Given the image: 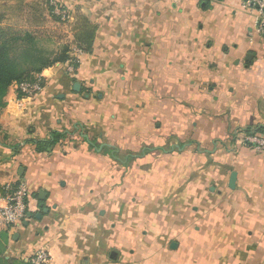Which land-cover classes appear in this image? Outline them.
I'll use <instances>...</instances> for the list:
<instances>
[{
    "label": "crops",
    "instance_id": "obj_1",
    "mask_svg": "<svg viewBox=\"0 0 264 264\" xmlns=\"http://www.w3.org/2000/svg\"><path fill=\"white\" fill-rule=\"evenodd\" d=\"M55 2L96 25V40L89 54L73 49L76 69L36 77L43 91L23 108L9 88L0 211L7 187L31 197L21 227L0 221V264L40 249L51 264H264V152L241 143L264 130L263 9Z\"/></svg>",
    "mask_w": 264,
    "mask_h": 264
},
{
    "label": "trees",
    "instance_id": "obj_2",
    "mask_svg": "<svg viewBox=\"0 0 264 264\" xmlns=\"http://www.w3.org/2000/svg\"><path fill=\"white\" fill-rule=\"evenodd\" d=\"M51 2V13L59 21L61 16L55 14L57 5L60 12L69 13L60 4L53 6ZM0 3H14L12 7L14 9L26 6L25 0H0ZM77 18L79 22H76L73 28L75 49L81 54H89L94 47L97 27L82 14ZM2 23L3 17L0 16V111L5 106V98L13 84L34 81L43 71L60 64L69 63L75 69L79 65L78 59L72 57L68 47L62 52L46 51L39 46L37 38L30 31H14L10 26H3ZM247 134H264V130L248 131ZM52 135L51 145L63 138L62 134Z\"/></svg>",
    "mask_w": 264,
    "mask_h": 264
},
{
    "label": "rangeland",
    "instance_id": "obj_3",
    "mask_svg": "<svg viewBox=\"0 0 264 264\" xmlns=\"http://www.w3.org/2000/svg\"><path fill=\"white\" fill-rule=\"evenodd\" d=\"M50 2L51 0H25L26 6L21 9H14V3H9L0 14L3 17L2 25L10 26L14 31H30L37 38L39 46L46 51L62 52L68 47L73 53V28L76 22H79L77 16L80 13L76 12L73 17L67 12H60L53 0L51 4L57 5L55 14L61 16L59 21L51 13Z\"/></svg>",
    "mask_w": 264,
    "mask_h": 264
},
{
    "label": "built area",
    "instance_id": "obj_4",
    "mask_svg": "<svg viewBox=\"0 0 264 264\" xmlns=\"http://www.w3.org/2000/svg\"><path fill=\"white\" fill-rule=\"evenodd\" d=\"M248 3L254 7L259 5L260 10L264 9V0H248ZM261 23V27L263 28L264 22ZM75 52L78 57L81 55L77 50ZM70 68L74 69L72 65ZM17 89L22 96L21 100L18 101V106L23 108V101L41 94L43 86L40 82L34 80L17 84ZM241 143L257 153L264 152V134H247L242 137ZM5 191L6 206L0 211V221L7 227L19 228L27 219L31 196L26 187L22 185L7 187ZM51 262V256L45 249L38 250L28 260L29 264H51Z\"/></svg>",
    "mask_w": 264,
    "mask_h": 264
},
{
    "label": "water",
    "instance_id": "obj_5",
    "mask_svg": "<svg viewBox=\"0 0 264 264\" xmlns=\"http://www.w3.org/2000/svg\"><path fill=\"white\" fill-rule=\"evenodd\" d=\"M246 1L248 2V0H246ZM260 1H263V0H260ZM255 8L259 10L260 6L256 5ZM263 11H264V9H263ZM74 90H75V92H80L81 91V84L80 83H76L74 85ZM236 181H237V174L234 173V174H232L231 180H230V187L232 189L235 188ZM38 218H39V216H38Z\"/></svg>",
    "mask_w": 264,
    "mask_h": 264
}]
</instances>
